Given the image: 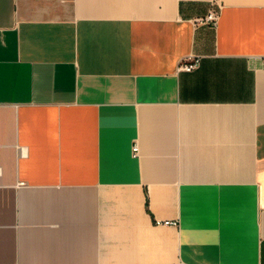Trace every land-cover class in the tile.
<instances>
[{
	"label": "crops",
	"instance_id": "1",
	"mask_svg": "<svg viewBox=\"0 0 264 264\" xmlns=\"http://www.w3.org/2000/svg\"><path fill=\"white\" fill-rule=\"evenodd\" d=\"M0 264H264V0H0Z\"/></svg>",
	"mask_w": 264,
	"mask_h": 264
},
{
	"label": "built area",
	"instance_id": "2",
	"mask_svg": "<svg viewBox=\"0 0 264 264\" xmlns=\"http://www.w3.org/2000/svg\"><path fill=\"white\" fill-rule=\"evenodd\" d=\"M219 16H220V11H219L218 7L216 5H213L205 16L197 19V22L205 23V24H208L210 26H216L218 24V21H219ZM198 65H199V58L194 56V55H189L181 61L180 65H179V69L186 70V71H192L195 68H197ZM133 153H134V155L139 154L138 143H135L133 145ZM165 223L178 224L177 221H172V222L171 221H165Z\"/></svg>",
	"mask_w": 264,
	"mask_h": 264
}]
</instances>
